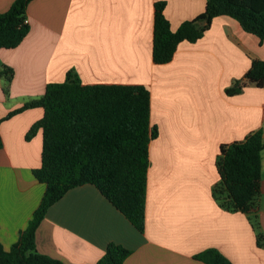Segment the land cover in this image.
<instances>
[{
	"label": "crops",
	"instance_id": "1",
	"mask_svg": "<svg viewBox=\"0 0 264 264\" xmlns=\"http://www.w3.org/2000/svg\"><path fill=\"white\" fill-rule=\"evenodd\" d=\"M14 0H0V14ZM171 32L203 13L206 0H32L29 33L0 49V70H12L8 93L0 76V119L40 97L73 71L84 86H142L149 92L145 227L139 233L91 185L69 190L47 210L35 232L39 254L63 264H95L109 244L130 251L123 264H202L215 249L231 264H264L246 216L221 209L211 189L219 180V148L262 129L264 84L235 96L225 89L252 60H264V39L228 16L215 17L196 42L178 44L166 64L152 60L154 4ZM43 116L26 110L0 122V244L5 251L26 228L45 186L32 171L41 162V132L25 136ZM258 220L264 234V149Z\"/></svg>",
	"mask_w": 264,
	"mask_h": 264
},
{
	"label": "trees",
	"instance_id": "2",
	"mask_svg": "<svg viewBox=\"0 0 264 264\" xmlns=\"http://www.w3.org/2000/svg\"><path fill=\"white\" fill-rule=\"evenodd\" d=\"M32 0H14L0 14V49H14L29 33L26 7ZM165 2L154 4L152 60L168 63L179 43L200 39L211 21L228 16L241 29L264 39V0H206L196 18L171 32L163 14ZM0 76L8 93L12 70L2 67ZM264 60H252L245 75L225 89L235 96L247 86L262 88ZM41 108L25 139L41 132V162L32 171L45 186L41 201L17 242L5 251L0 244V264H63L37 252L35 232L47 210L69 190L91 185L139 233L145 227V195L149 167L148 145L156 132L149 127V92L142 86H84L73 71L61 83L48 84L44 93L9 111L0 122L26 110ZM2 141L0 138V149ZM263 130L243 141L222 145L216 161L219 180L211 189L217 205L228 212L244 214L254 233L257 247L264 248V234L258 220ZM130 251L109 244L95 264H123ZM194 259L202 264H231L215 249H206Z\"/></svg>",
	"mask_w": 264,
	"mask_h": 264
},
{
	"label": "built area",
	"instance_id": "3",
	"mask_svg": "<svg viewBox=\"0 0 264 264\" xmlns=\"http://www.w3.org/2000/svg\"><path fill=\"white\" fill-rule=\"evenodd\" d=\"M25 22L27 23V21L25 20Z\"/></svg>",
	"mask_w": 264,
	"mask_h": 264
}]
</instances>
